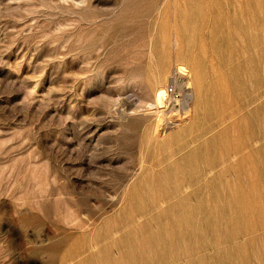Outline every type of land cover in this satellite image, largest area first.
Segmentation results:
<instances>
[{"label":"rangeland","instance_id":"obj_1","mask_svg":"<svg viewBox=\"0 0 264 264\" xmlns=\"http://www.w3.org/2000/svg\"><path fill=\"white\" fill-rule=\"evenodd\" d=\"M226 3L0 0V264H264L263 169L248 200L125 194L156 186L152 163L202 145L184 148L202 129H190L184 118L181 101L188 95L192 109L198 96L179 81H196V44L210 40L213 15L226 13ZM238 6L226 15H237ZM221 35L218 47L228 55ZM261 39L255 40L264 49ZM247 55L225 67L243 64ZM152 65L154 87L144 80ZM262 69L242 104L248 111L264 102ZM155 87L176 90L165 110L172 120L161 130L165 147L148 145L146 137L147 146L139 142L155 122L145 105ZM144 153L150 161L140 168Z\"/></svg>","mask_w":264,"mask_h":264},{"label":"bare ground","instance_id":"obj_2","mask_svg":"<svg viewBox=\"0 0 264 264\" xmlns=\"http://www.w3.org/2000/svg\"><path fill=\"white\" fill-rule=\"evenodd\" d=\"M226 1H227L226 7L224 8V10H226V13H223L224 11L221 12L223 10L222 5H221L222 10L218 8L221 11L220 10L218 11V9L216 10V7L211 8L213 9L212 11H214L215 9L218 12H215V14L216 13L217 14L213 15L214 22L211 21V23L214 24L212 25L211 31L209 32L210 40L207 42H205L206 41L205 40L204 43L202 44H198V45L196 44L197 49L201 50V54H200L201 56L198 58V62H196V64L194 65L196 71V81H195L196 84L195 82L192 83L190 80H188L186 83H183L182 80L179 81L180 82L179 84L182 89L186 91L194 90L195 92L194 94L198 96L196 97L198 98L197 103L192 109H189L188 106L186 105L187 99L185 98H187L188 95H186V97L183 98L184 100L181 101L179 107L185 110L184 118H186V120L189 118L192 121V125L190 129L192 128L202 129L200 131H197V133L194 136H192L193 134L191 135L192 136L191 139L189 138V141L188 143H186L184 148H187L189 145L199 142L202 145L198 146L195 150H191L193 148L192 147L191 149H189L190 151L183 157H180L181 155L179 156L178 153H175L169 156H165V158H163V160L161 161L158 162L156 161V163H152L153 168L155 170L157 169L156 170L157 173H154L156 178L155 180L156 183L155 182L154 183L156 186L150 187L146 190L144 189L145 186H141V189L142 187H144L143 188L144 190H139L138 188L137 189L134 188L130 191L125 192V194L128 195V197L132 198V197H137L139 195L140 197L156 196V198L163 200H170L172 198H182L185 200H191L194 198L197 199H201L204 197L218 198L220 196L238 195L239 197L249 196V198H247L248 200L251 198V195H254L255 193L258 192L257 190L259 189V187L256 186L258 187L256 189L254 185L255 182L258 184V180L261 174L263 173L262 169L264 170V143L260 145V147H257L258 146L257 144H259L258 143L259 138H261L264 142V102L259 104L257 107L255 106L256 108L252 110L253 112L246 110L247 106L246 105L244 106L242 104L243 102L246 101L245 96L249 95L248 90L250 89V87L256 88L259 86L260 83L259 70L262 69V68L259 69V64L264 65V49H260L259 40H257L259 46H257L258 44L256 43L255 40L258 39V37H262V39H264V0H243L242 3L241 2L239 3V1L241 0H226ZM237 2L240 4L239 6ZM235 6L239 7L238 9L240 10V12L239 10L238 12L240 13V15L237 16L238 12H236L237 15L236 14L234 15L235 12L234 11L233 15L230 16L229 14H231L230 13L231 10H235ZM227 13H229L228 14L229 16L226 15ZM179 29L181 28L179 27ZM202 31L203 30H201V32ZM219 33L223 35V36L221 35L222 38L224 37L223 39L220 40L224 48L222 46L221 47L226 53L228 52V55L220 51L219 48L220 43L218 45V41H216ZM241 41L244 44L243 47H239V42ZM261 48L264 47L262 46ZM185 51L189 52V50H185ZM243 54L244 55L248 54L247 56L250 55L249 60L244 62L243 64L238 65L237 67L236 66H234V68L230 67L232 69L227 70V68L225 67L226 63L228 64L227 61L232 59V57L233 58L235 56L239 57L240 55L242 56ZM246 59L248 58L246 57ZM224 62L225 64L223 67L222 65ZM153 66L154 65L148 66V69L145 71L144 74L145 76L144 80L146 81V84L150 87L154 85L151 82L154 81L152 79L153 78L152 74H154L153 73L154 69H152ZM209 68H212L211 71L209 70L210 72L207 71ZM178 72L183 76H187L189 74V71H187V69H185L184 67L178 68ZM196 88H197V92H196ZM174 91L176 90L169 87H167L166 89L162 87L156 88L154 90V93H152L153 100L148 104L145 103L147 107L146 109L149 112H151V115L152 113L155 114V122L146 124L147 125L146 128L144 127L145 129H142L145 134L143 135L142 134L143 132L141 133L144 136L143 137L144 143L143 141H141L142 139L140 141L138 140L139 142H142V144H144L145 146H147L146 145L147 142H145L146 141L145 137H146L148 141V145L153 144L154 146V145H159L158 143H160L161 145L163 144L165 147L167 141L165 137L161 136V130L165 128L167 122L172 120L171 118H167L168 117L166 113L167 111L165 110L170 108V104L172 103L171 101H173L171 100V94L174 93ZM261 116H263V118H261ZM172 137L174 140L175 136ZM171 140L172 139H170V142ZM202 140L203 143L201 142ZM142 146L140 147L141 149L144 150L145 146L144 147ZM160 148H162V146ZM127 153L129 154V152ZM156 154L153 155L155 156ZM176 156H179L180 158ZM145 158L146 157L144 153V155L142 154L141 157L140 163L142 165L140 166V168L145 165L144 162L148 163L150 161L149 160L150 158H147L149 161L146 160ZM155 158L156 157L151 158V162H153L152 159ZM259 184H261V182ZM248 185H250L251 187H248ZM252 186H254L255 188ZM261 188L262 186H260V189ZM261 196L262 195H260V197ZM252 197L254 198V196ZM258 203L262 204V202H258ZM253 204H255L254 201ZM252 206L253 205L250 206L251 209ZM261 206L262 208L260 209L263 210L264 209L263 204ZM255 210H257L258 212L260 211L257 208ZM256 212L254 211V213ZM260 212L264 213V210L263 212L262 211ZM259 215L261 216V214ZM178 219L180 218L178 217ZM167 236L169 237V234ZM171 237H173L172 234ZM122 242L124 243L125 246L126 245L125 242L121 241V243ZM107 250L108 247L103 250L104 253H106ZM124 250H122V252ZM127 251L129 252V250ZM121 254L123 255V253H120V255ZM172 258H174V256ZM122 260H124V257L122 258ZM126 260L129 261L130 259H128L127 257ZM116 261L117 259L114 261L112 260V262H115V264H119L118 261L117 263ZM112 262L110 261V264ZM107 263H109V261Z\"/></svg>","mask_w":264,"mask_h":264}]
</instances>
